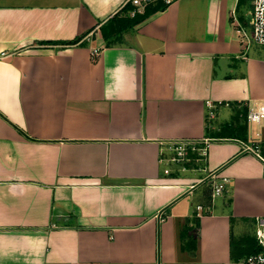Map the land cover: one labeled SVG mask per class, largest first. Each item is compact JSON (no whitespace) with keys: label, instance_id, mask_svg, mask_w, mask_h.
<instances>
[{"label":"crops","instance_id":"0c3cea01","mask_svg":"<svg viewBox=\"0 0 264 264\" xmlns=\"http://www.w3.org/2000/svg\"><path fill=\"white\" fill-rule=\"evenodd\" d=\"M125 5L0 0V264H246L264 175L241 140L264 132L240 106L215 130L207 100L264 99V46L232 18L251 32L252 0H174L109 44ZM177 138H209L203 163L172 161Z\"/></svg>","mask_w":264,"mask_h":264},{"label":"built area","instance_id":"2783aa9c","mask_svg":"<svg viewBox=\"0 0 264 264\" xmlns=\"http://www.w3.org/2000/svg\"><path fill=\"white\" fill-rule=\"evenodd\" d=\"M174 0H126V5L130 4L132 7L128 11V14L135 16L137 13L145 12L146 8L152 4L162 2L168 6ZM253 5V17L251 22V32L242 25L236 11L232 12L233 23L241 31V37L243 45L246 50L252 43H257L264 46V0H252ZM1 55H7L6 51H2ZM100 55V48L93 47L91 50V56L93 60H97ZM220 104L227 106H240L246 109V120L248 122H255L257 124L264 123V99H253L246 102L231 103L230 101L208 99L207 106L209 108V116L214 118L216 116V108ZM170 151L172 152V161L184 162L189 160V154L198 153L199 156H205L207 153V147L209 145V138L203 139H171L169 140ZM241 152L250 153L254 155L262 164V170L264 175V137L261 132L256 133V137L248 140H241ZM169 172V169H165ZM227 181V180H226ZM226 181L213 184L212 196H218L223 193L226 187ZM159 220H165V214L161 211L158 214ZM257 239L262 249L249 254L245 258L246 264H264V217L257 218Z\"/></svg>","mask_w":264,"mask_h":264},{"label":"trees","instance_id":"16d2710c","mask_svg":"<svg viewBox=\"0 0 264 264\" xmlns=\"http://www.w3.org/2000/svg\"><path fill=\"white\" fill-rule=\"evenodd\" d=\"M132 6L130 4L125 5L124 8H122L121 12L116 13L112 18H110L108 20V22L106 24H103L101 27V30L105 36V38H107L108 43H113V42H122L123 41V31H125L128 28L134 27V25H136L137 23H139L140 21H142L143 19H145L147 16H149L152 12H155L159 9H164L167 6L164 5L162 2H158L156 4H152L150 6H148L145 10V12L143 13H137L135 16H131L130 14H128V11L130 10ZM122 12H125L122 15ZM113 36V38H111ZM111 38V40H110ZM79 39H75L71 42H77ZM245 112L246 109L244 108ZM246 115V113H245ZM183 237L185 239H187V244L189 245L190 243H193V247H195V238L189 234V232H184L183 233ZM249 239V243L250 245H248L247 247H239L237 246V244L243 243V238L240 239H235L233 238L232 240V249H231V255L232 258L237 260V259H241L243 256L247 257L249 254L259 251L260 249H262V246L259 245L258 239L257 237L250 240ZM245 244V242H244ZM194 252V250H193Z\"/></svg>","mask_w":264,"mask_h":264},{"label":"rangeland","instance_id":"374dc122","mask_svg":"<svg viewBox=\"0 0 264 264\" xmlns=\"http://www.w3.org/2000/svg\"><path fill=\"white\" fill-rule=\"evenodd\" d=\"M234 109H235V107H233V106H227V105H225V104H220L217 108H216V110H217V113L216 114H218L217 116H215V118H211V117H209V123H211V126H213V128L215 129V130H217L218 128H219V126H220V121L222 122V121H224V119H226V118H228V119H230V120H235V118H234ZM245 116V113L243 112V114H242V116H240V117H244ZM211 119V120H210ZM236 123H238V122H236ZM239 124V123H238ZM238 124H234V126L233 127H229V128H231L232 129V131L233 130H235L236 128V126L238 127ZM242 125H245L244 127H246V125H248L247 126V128H248V130L249 131H251V132H256V131H258V130H261L262 132H264V126L263 125H259V124H257V123H255V122H250V123H247V122H243L242 123ZM243 127V126H242ZM223 133V132H222ZM233 133V132H232ZM237 134H240L239 133V131L237 130V132H236ZM233 134H235V132L233 133ZM241 135V134H240ZM210 152V146H208L207 147V152ZM203 157V156H202ZM205 157V156H204ZM204 157L201 159V161H199L201 164L203 163V161H204ZM192 161H190V163H191ZM191 164H193V163H191ZM204 183H207L206 181H203V182H201V187L199 188V191L200 190H204L205 188H209V185H208V183L207 184H205L204 185ZM203 184V185H202Z\"/></svg>","mask_w":264,"mask_h":264}]
</instances>
